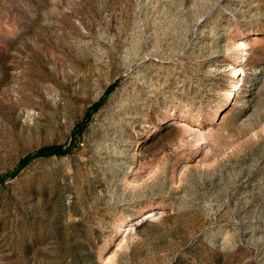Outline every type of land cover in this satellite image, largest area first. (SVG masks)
<instances>
[{
	"label": "rangeland",
	"instance_id": "rangeland-1",
	"mask_svg": "<svg viewBox=\"0 0 264 264\" xmlns=\"http://www.w3.org/2000/svg\"><path fill=\"white\" fill-rule=\"evenodd\" d=\"M0 176V264H264V0H0Z\"/></svg>",
	"mask_w": 264,
	"mask_h": 264
},
{
	"label": "trees",
	"instance_id": "trees-1",
	"mask_svg": "<svg viewBox=\"0 0 264 264\" xmlns=\"http://www.w3.org/2000/svg\"><path fill=\"white\" fill-rule=\"evenodd\" d=\"M113 87H114L113 85L108 87V89L106 90L105 96L112 91ZM103 101H104V97H102L99 101H97L91 106L84 120L77 125L76 130L82 129L88 123L91 113L95 111L96 109H98L100 105L103 103ZM69 150H70V147L65 144H53V145H47V146L41 147L34 153H31L27 155L25 158H23L20 162L19 168L24 167L25 165H27L30 161H32L35 158L43 157V156H51V155L62 156V155H66L69 152ZM4 180H5V177L0 176V182H3Z\"/></svg>",
	"mask_w": 264,
	"mask_h": 264
},
{
	"label": "bare ground",
	"instance_id": "bare-ground-1",
	"mask_svg": "<svg viewBox=\"0 0 264 264\" xmlns=\"http://www.w3.org/2000/svg\"><path fill=\"white\" fill-rule=\"evenodd\" d=\"M237 72H239V70H238V69H235V71H234V75L237 74Z\"/></svg>",
	"mask_w": 264,
	"mask_h": 264
}]
</instances>
